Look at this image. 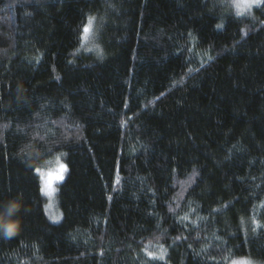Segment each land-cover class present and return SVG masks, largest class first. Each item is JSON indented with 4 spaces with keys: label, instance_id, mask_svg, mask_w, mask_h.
I'll return each mask as SVG.
<instances>
[{
    "label": "trees",
    "instance_id": "16d2710c",
    "mask_svg": "<svg viewBox=\"0 0 264 264\" xmlns=\"http://www.w3.org/2000/svg\"><path fill=\"white\" fill-rule=\"evenodd\" d=\"M239 258L264 264V0H0V264Z\"/></svg>",
    "mask_w": 264,
    "mask_h": 264
},
{
    "label": "rangeland",
    "instance_id": "374dc122",
    "mask_svg": "<svg viewBox=\"0 0 264 264\" xmlns=\"http://www.w3.org/2000/svg\"><path fill=\"white\" fill-rule=\"evenodd\" d=\"M241 1L246 3V4H249V3H253L254 1H257V0H241ZM86 27L87 28H86V31L84 34V42L87 44L90 40L91 25L88 24ZM38 173H39V171H38ZM44 180H45V185H46L45 189L47 191L49 201H53V198L55 197V189H54L55 176L46 173L44 176ZM42 192L44 194L43 186H42ZM47 215H48L50 221L55 223V224H58L62 221V215L60 213L58 203H57V209L51 208V205L49 204L48 199H47ZM231 264H256V263H254L249 258H239V259L233 261Z\"/></svg>",
    "mask_w": 264,
    "mask_h": 264
}]
</instances>
